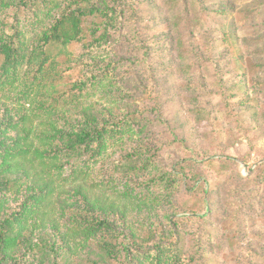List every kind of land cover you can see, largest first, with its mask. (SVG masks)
<instances>
[{"label": "trees", "instance_id": "16d2710c", "mask_svg": "<svg viewBox=\"0 0 264 264\" xmlns=\"http://www.w3.org/2000/svg\"><path fill=\"white\" fill-rule=\"evenodd\" d=\"M125 1L0 0V95L32 105L0 113V264H188L111 51Z\"/></svg>", "mask_w": 264, "mask_h": 264}, {"label": "rangeland", "instance_id": "374dc122", "mask_svg": "<svg viewBox=\"0 0 264 264\" xmlns=\"http://www.w3.org/2000/svg\"><path fill=\"white\" fill-rule=\"evenodd\" d=\"M125 3L111 51L142 146L178 173L188 264H264V0ZM18 97L1 94L0 113L31 118Z\"/></svg>", "mask_w": 264, "mask_h": 264}]
</instances>
